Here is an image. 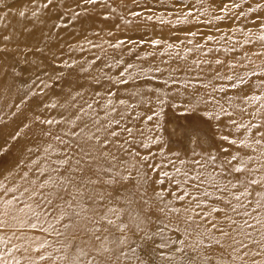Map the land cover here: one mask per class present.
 Returning a JSON list of instances; mask_svg holds the SVG:
<instances>
[{
	"label": "snow or ice",
	"instance_id": "snow-or-ice-1",
	"mask_svg": "<svg viewBox=\"0 0 264 264\" xmlns=\"http://www.w3.org/2000/svg\"><path fill=\"white\" fill-rule=\"evenodd\" d=\"M50 4L47 0L44 7ZM234 8L239 5L229 0L220 10ZM9 40L3 37L0 52L7 53ZM40 85L38 93L29 88L21 100L38 98L30 109L31 124H23L30 133L33 125L40 126L30 137L35 145L11 164L0 159V264H128L134 259L153 264L158 251L164 264H264V80L257 93L237 78L230 85L235 98L224 87L219 99L193 91L195 98L180 112L184 122L164 111L162 99L159 111L148 108L151 115L130 117L138 105L113 91L96 92L89 103L85 93L69 86L61 90L63 102L50 103L45 89L52 86L44 80ZM195 86L189 80L185 91ZM50 110L59 118H49ZM145 121L153 126L145 127ZM19 129L18 124L2 139L0 157L9 155L10 140L23 138ZM206 129L213 130L211 136ZM156 132L167 138L153 136ZM170 143L180 151L168 147L165 152ZM157 156L160 163L153 162ZM165 161L171 170H164Z\"/></svg>",
	"mask_w": 264,
	"mask_h": 264
},
{
	"label": "rangeland",
	"instance_id": "rangeland-1",
	"mask_svg": "<svg viewBox=\"0 0 264 264\" xmlns=\"http://www.w3.org/2000/svg\"><path fill=\"white\" fill-rule=\"evenodd\" d=\"M234 2L239 8L221 12L229 0H97L95 4L52 0L47 8V0H4L0 4V48L5 47L4 36L10 40L7 53L0 52V142L18 124L23 138L10 140L9 155L0 159L11 164L16 157L25 158L26 148L35 145L30 137L38 133L40 126L33 125L30 133L23 124H31L30 109L38 98L29 97L23 103L21 100L29 88L39 92L40 80L52 86L45 89L46 102H63L61 90L67 92L69 86L85 93L89 103L94 93L103 96L110 90L129 105H138L129 113L130 117L136 112L151 115L148 108L159 111L161 105L157 100L162 99L164 111L181 122L185 117L180 112L195 98L193 91L205 98L211 94L219 99L225 93L218 89L224 87L227 95L235 98L237 90L230 85L243 78L258 93V85L264 80V40L259 39L264 35V28L260 27L264 6L257 5H264V0ZM20 11L25 12L24 17L18 15ZM240 12L244 15L240 16ZM148 16L152 19L148 20ZM217 16L224 18L216 19ZM208 36L213 39L208 40ZM156 40L161 43L153 44ZM216 59L224 63L217 65ZM217 72L221 77L231 75L233 80L220 79ZM189 80L196 85L195 89L185 91ZM213 87L216 92H212ZM241 88L248 90L246 85ZM171 104L181 107L172 109L168 107ZM46 115L59 118L57 110L47 111ZM144 126L151 128L153 122L145 121ZM206 131L211 136L213 130ZM154 135L167 138L163 132ZM168 147L173 153L180 151L179 145L170 143L165 152ZM138 150L142 154L147 152ZM152 151H157L155 145ZM160 161L157 156L153 162ZM164 170H171L166 161ZM165 234L177 238L172 232ZM156 239L159 241V237ZM3 247L0 245V249ZM160 251L170 256L168 249ZM137 253L143 255L140 248ZM151 259L153 264H164L159 251ZM128 264L139 262L134 259Z\"/></svg>",
	"mask_w": 264,
	"mask_h": 264
}]
</instances>
